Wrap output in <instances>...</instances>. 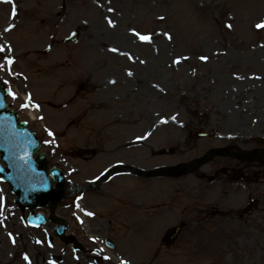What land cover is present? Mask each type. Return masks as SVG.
<instances>
[{
	"label": "rangeland",
	"instance_id": "rangeland-1",
	"mask_svg": "<svg viewBox=\"0 0 264 264\" xmlns=\"http://www.w3.org/2000/svg\"><path fill=\"white\" fill-rule=\"evenodd\" d=\"M14 4L13 20L12 5L0 2V46L5 48L0 52L4 65L0 77L17 97L9 95L7 101L42 140L50 166L62 167L74 185L90 183L114 161L153 169L196 160L212 149L245 153L264 149L256 142L264 140V29L254 27L264 21V0H14ZM109 19L114 28L108 26ZM9 27L12 30L5 31ZM74 30L80 32L76 44L44 53L51 45L50 35L60 43ZM133 30L151 36L152 43L140 42ZM113 48L119 52L110 51ZM7 59L14 63L7 65ZM29 94L31 107L39 105L38 111L22 107ZM198 132L208 137L199 138ZM80 148L97 154L78 158ZM165 150L173 154L166 155ZM213 162L200 174L157 178L151 186L118 180L123 197L118 200L105 198L106 192H87L83 208L98 216L83 218L88 221L83 225L75 216H83L74 205L79 195L70 194L56 215L67 221L68 233L88 249L87 255L84 249L69 255L72 247L54 236L50 222L40 229L29 227L23 219L29 211L19 209L9 187L0 183V264H28L24 255L31 264H96L90 249L99 248L106 237L118 243L116 257L103 250V257L110 259L100 258L98 264L121 260L264 264V199L261 207L252 208L251 216L233 218L234 211L245 207V195L264 197V182L257 176L264 173V163L225 159L221 165L231 162L244 167V173H253L228 187L207 179L216 175L219 165ZM74 168L81 171L70 173ZM249 179L255 184L247 185ZM138 186L147 188L138 193L147 209L155 200L156 216L151 221L146 212L136 218L123 216L129 223L141 222L139 231L125 238L130 226L120 227L116 218L126 195ZM244 186H249L247 193ZM124 188L125 196L120 193ZM181 223L186 225L181 236L164 246L165 231Z\"/></svg>",
	"mask_w": 264,
	"mask_h": 264
},
{
	"label": "water",
	"instance_id": "water-1",
	"mask_svg": "<svg viewBox=\"0 0 264 264\" xmlns=\"http://www.w3.org/2000/svg\"><path fill=\"white\" fill-rule=\"evenodd\" d=\"M4 107L5 104L0 94V152L3 154L2 159L8 163L11 170L7 176L8 180H19L20 178L19 171L17 168L14 169L10 163L26 165L33 173L44 175L46 171L44 155L39 154V159L35 160L34 163L32 162L30 156L38 150L32 141V135L27 131L24 124H17L18 116L12 111H6ZM37 168L44 172L37 171ZM182 168L180 167V170ZM61 186L62 183L58 184V187ZM20 190L23 191L21 193L22 200L31 207L46 205L51 201L57 202L61 199V195L58 198H51L52 194L57 191L50 190L48 180L39 186H23Z\"/></svg>",
	"mask_w": 264,
	"mask_h": 264
},
{
	"label": "snow or ice",
	"instance_id": "snow-or-ice-1",
	"mask_svg": "<svg viewBox=\"0 0 264 264\" xmlns=\"http://www.w3.org/2000/svg\"><path fill=\"white\" fill-rule=\"evenodd\" d=\"M0 2L8 3V4H11L12 5V13L11 14H12V19L14 20L15 17H16V15H17V13H16V7H15V4H14V0H0ZM109 11H112V9H109ZM160 19L163 20L164 17L161 16ZM108 26L114 28L115 27V24L112 22V20L109 19L108 20ZM13 27H14V25H13ZM225 27L228 28V29H231L232 28V24H226ZM254 27H255L256 30L264 29V21H261V22L255 24ZM11 30H12V27H9V28H6L5 29V31H11ZM131 34L134 37H136L142 43H149V44L152 43V37L149 36V35H142V34L136 32L135 30H133ZM163 35H165V37L168 40H171L172 39V37L170 35H168V34H163ZM261 47H264V45H261ZM8 50L10 51L11 49L9 48ZM4 51H5V48L3 46H0V52H4ZM110 51H112V52H119V50L118 49H115V48L110 49ZM120 54L121 55H127L129 59H132V57L128 53H120ZM185 59H187V57H185ZM201 59L204 60L205 62L207 61V57H201ZM13 63H14V61L11 60V59H7L6 60V64L9 65V66L11 64H13ZM141 63H144V61H141ZM173 63L179 64V63H181V61L180 60H175V61H173ZM3 68H4V65L0 64V69H3ZM9 71H10V68H9ZM127 74L129 76H132L133 75L132 72H128ZM111 82L112 83H115V81H111ZM4 83L7 84L8 82L7 81H4ZM8 91H9V94L12 95L13 99H16L17 98L16 95H15V93H12L11 92V89L10 88H9ZM31 105H32L31 95L29 94L28 99L26 100L25 104L22 105V107L27 108V107H29ZM34 107H35V109L37 111L39 110V105H35ZM40 119H43V117H40ZM172 119L175 120L176 117L173 116ZM161 123H167V121L166 120H162ZM48 134H49V136H53V133H51V132H49ZM84 214L86 216H89V217L94 216L93 213L87 212V211H85ZM77 219H79V217H77ZM81 223H83V221H81ZM13 243H15V240L14 239H13ZM93 243H95V239L93 240ZM49 246H51V245H49ZM23 259L25 261H27L28 264H31V261H30V259H29V257L27 255H24ZM103 259L104 260H109L110 257L104 256ZM120 264H128V262L125 261V260H121Z\"/></svg>",
	"mask_w": 264,
	"mask_h": 264
},
{
	"label": "flooded vegetation",
	"instance_id": "flooded-vegetation-1",
	"mask_svg": "<svg viewBox=\"0 0 264 264\" xmlns=\"http://www.w3.org/2000/svg\"><path fill=\"white\" fill-rule=\"evenodd\" d=\"M122 221H124V220H122Z\"/></svg>",
	"mask_w": 264,
	"mask_h": 264
}]
</instances>
